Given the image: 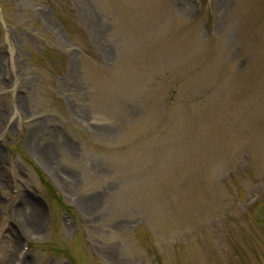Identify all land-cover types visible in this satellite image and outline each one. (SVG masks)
<instances>
[{
  "label": "rangeland",
  "instance_id": "1",
  "mask_svg": "<svg viewBox=\"0 0 264 264\" xmlns=\"http://www.w3.org/2000/svg\"><path fill=\"white\" fill-rule=\"evenodd\" d=\"M0 264H264V0H0Z\"/></svg>",
  "mask_w": 264,
  "mask_h": 264
},
{
  "label": "bare ground",
  "instance_id": "2",
  "mask_svg": "<svg viewBox=\"0 0 264 264\" xmlns=\"http://www.w3.org/2000/svg\"><path fill=\"white\" fill-rule=\"evenodd\" d=\"M25 216L24 214L20 215L21 222H19V228L23 233L27 235L31 234L32 236L33 234L37 233V225H40L39 229H41V223L40 224L36 223L35 221L37 218L36 216H38L36 214L32 215L33 216L32 218H30L28 214Z\"/></svg>",
  "mask_w": 264,
  "mask_h": 264
}]
</instances>
